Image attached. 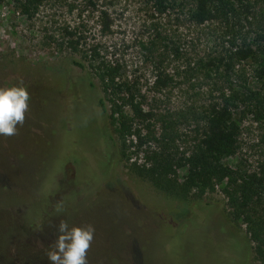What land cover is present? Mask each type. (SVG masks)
<instances>
[{"label":"rangeland","instance_id":"374dc122","mask_svg":"<svg viewBox=\"0 0 264 264\" xmlns=\"http://www.w3.org/2000/svg\"><path fill=\"white\" fill-rule=\"evenodd\" d=\"M250 1L264 14V0ZM23 3L0 0V87L22 83L30 95L17 134L0 135V264H50L46 251L63 218L94 226L88 264H262L244 225L230 218L220 188L180 198L129 168L109 106H99L104 96L89 65L118 63L122 78L133 79L152 105L157 101L158 112L176 120L181 138L175 143L188 150L208 104L223 103L233 89L261 88L253 63L210 62L231 47L225 24L194 23L191 0H43L29 13ZM240 23L239 32L250 31L242 16ZM155 65L172 78L160 93L152 87ZM236 103L241 132L236 153L225 162L253 170L264 159V128ZM80 107L93 124L88 132ZM78 134L93 162L79 160L75 182L67 160L61 184L65 144ZM75 148L80 155L81 147ZM64 192L66 212L56 217Z\"/></svg>","mask_w":264,"mask_h":264},{"label":"trees","instance_id":"16d2710c","mask_svg":"<svg viewBox=\"0 0 264 264\" xmlns=\"http://www.w3.org/2000/svg\"><path fill=\"white\" fill-rule=\"evenodd\" d=\"M42 1L24 0L23 12H35ZM255 4L250 0H191L189 17L194 23L222 22L232 35L226 56L214 57L210 62L253 63L261 88L258 91L246 87L241 91L233 89L223 103L208 104L199 115L202 121L200 134L188 150L180 151L175 143L181 138L176 120L158 112L157 101L154 99L155 105H152L133 79L127 75L122 78L118 63L98 61L93 50L91 59L97 61L89 65L104 96L99 99V106L103 111L109 106L110 116L117 123L115 133L122 146V156L129 168L158 190L180 198L201 197L220 188L226 198L230 218L244 225L254 244L255 256L264 264V159L253 170H242L225 162L236 153L241 132V123L234 117V110L239 107L236 101H241V107H248L247 110L254 114V120L264 128V14L256 9ZM241 16L249 24L250 31L239 32L237 29ZM73 62L84 67L81 62ZM155 71L152 87L155 93H160L171 85L172 78L161 65H155ZM57 91L62 92V89ZM71 122L76 132L77 126ZM79 136L71 137L73 140L65 144V159L59 167L61 175L58 181L61 184L65 182L63 167L67 160L73 161L76 175L72 181L75 182L80 171L79 160L89 164L93 162L89 160L93 155L87 148L88 143L82 142ZM153 144L157 146L152 148ZM75 147H81L80 155ZM130 147H133L132 151ZM134 153L140 158L133 159ZM53 179L46 185H53ZM65 192L61 204L64 203Z\"/></svg>","mask_w":264,"mask_h":264},{"label":"clouds","instance_id":"9594fccd","mask_svg":"<svg viewBox=\"0 0 264 264\" xmlns=\"http://www.w3.org/2000/svg\"><path fill=\"white\" fill-rule=\"evenodd\" d=\"M30 95L23 84L0 87V135L14 136L22 126L29 111ZM62 204L55 208L56 217H64ZM56 239L46 251L50 264H88V250L94 239L95 228L70 225L66 218L60 219Z\"/></svg>","mask_w":264,"mask_h":264},{"label":"flooded vegetation","instance_id":"af4514ba","mask_svg":"<svg viewBox=\"0 0 264 264\" xmlns=\"http://www.w3.org/2000/svg\"><path fill=\"white\" fill-rule=\"evenodd\" d=\"M79 115L82 116V118L85 120V122L89 123V124L86 126L87 132H88L89 130L93 129V124H92V122L89 121V119H88L86 116H84V114L82 113V107H80ZM83 127H84V125H83ZM84 128H85V127H84ZM84 128H83V129H84Z\"/></svg>","mask_w":264,"mask_h":264}]
</instances>
